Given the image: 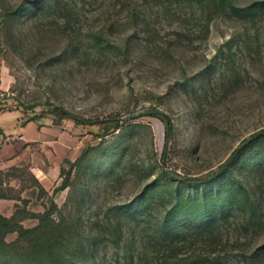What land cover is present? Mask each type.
<instances>
[{
  "label": "rangeland",
  "instance_id": "rangeland-1",
  "mask_svg": "<svg viewBox=\"0 0 264 264\" xmlns=\"http://www.w3.org/2000/svg\"><path fill=\"white\" fill-rule=\"evenodd\" d=\"M0 66L35 123L0 147V264H264V135L178 179L264 128V0H0Z\"/></svg>",
  "mask_w": 264,
  "mask_h": 264
},
{
  "label": "trees",
  "instance_id": "trees-1",
  "mask_svg": "<svg viewBox=\"0 0 264 264\" xmlns=\"http://www.w3.org/2000/svg\"><path fill=\"white\" fill-rule=\"evenodd\" d=\"M50 114H52L56 118L55 121H53L55 125L60 124L61 120H63V119H69L74 123L73 127L75 129L82 127L86 130L87 133L95 135L97 137H101V136L107 135L109 133H112L114 130L119 128V125H120V119L118 117H109L108 120L110 122H113L115 125H113L112 127H108V128L107 127H101V126L96 125V124L103 123L104 121H101V120L92 121L89 119H84V118H81V117H78V116L71 114L70 112H68L67 110H65L59 106H51ZM157 115L159 116L161 121H163V123L165 124L164 142H165V144H167L168 141L170 140V135H171V131H172L171 121L162 112H158ZM29 121H32V119H26L22 122V124H26ZM0 134H2L1 129H0ZM263 135H264V128L257 131V132L252 133L248 138L241 141L240 145L233 150V152L230 154L229 158L226 161H224L222 164H220L218 167V170L215 173H213V175H211L210 177H205V178H202V177H185V178H178V179L183 183H191V182H206V181L214 180V179L218 178L235 162V160L238 158V156L242 152L243 145H245L250 140L258 138V137L263 136ZM64 186H66V184H64Z\"/></svg>",
  "mask_w": 264,
  "mask_h": 264
},
{
  "label": "crops",
  "instance_id": "crops-1",
  "mask_svg": "<svg viewBox=\"0 0 264 264\" xmlns=\"http://www.w3.org/2000/svg\"><path fill=\"white\" fill-rule=\"evenodd\" d=\"M10 86L11 76L5 66H0V103L8 96ZM33 124L35 123L22 124V112L18 109L0 110V147L5 148L11 136L19 144L26 143L28 126Z\"/></svg>",
  "mask_w": 264,
  "mask_h": 264
}]
</instances>
